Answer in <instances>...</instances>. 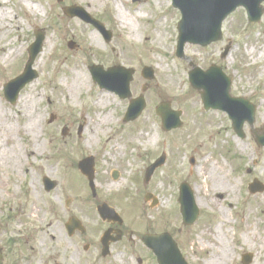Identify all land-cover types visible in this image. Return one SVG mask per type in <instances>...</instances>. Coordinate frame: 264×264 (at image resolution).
<instances>
[{"label":"rangeland","instance_id":"374dc122","mask_svg":"<svg viewBox=\"0 0 264 264\" xmlns=\"http://www.w3.org/2000/svg\"><path fill=\"white\" fill-rule=\"evenodd\" d=\"M29 1L38 5V12L30 9L28 13L24 0H0V16H11L0 31L3 37L0 41V220L7 215L11 202L18 206L17 201L28 211L24 215L37 212L35 218L31 217L36 227L45 230L48 238L55 236V226L49 227L47 220L53 217L52 212L60 217L63 214L62 205L71 190L66 182L70 183L71 179L74 187L84 188L79 163L99 153L96 164L102 171L101 186L107 194L124 191L129 199L139 200L143 193H151L168 207L165 213L159 207L153 217L145 211L140 217L139 207L135 206L136 212L130 213L132 206L127 205L123 213L131 231L140 235L148 223H152L148 229L155 231L157 213L171 214L163 226L179 228V187L188 183L195 189L203 210L201 225L192 233H185L181 240L183 253L190 256V261L198 264L203 258L206 263L213 260L218 264H233L232 257L252 253L253 264H264V196L253 197L248 203L251 205L242 206L245 183L253 177L264 178V148L257 147L247 127L246 138H237L222 114L201 116L200 98L188 82L190 65L207 69L204 59L219 49L220 44L208 50L187 45L186 58L178 59L177 25L181 15L172 8L171 0H140L138 5L132 0ZM76 5L86 8L111 31L113 39L109 44L93 27L63 12L65 7ZM119 7L123 8V14L119 13ZM224 29L226 38L232 30L242 32L235 40L237 49L223 65L229 72L232 67L237 71L236 96L244 97L251 89H258L254 102L258 107L257 126L261 128L264 126V18L259 25L248 26L245 12L239 11ZM39 31L45 35L46 53L42 55V51L34 63L38 79L20 95L22 99L33 96L31 111L26 112L22 101L15 105L6 101L2 87L22 73L29 59L28 48ZM13 48L17 55L5 64L2 58ZM251 48L255 52L250 56ZM93 65L134 69L133 97L140 96L142 87L148 85L147 109L139 121L122 123L129 103L120 101L114 94L105 95L93 83L88 70ZM145 66L155 71L154 81L146 82L141 77ZM102 99L108 104L101 106ZM163 101H171L175 109L183 112L182 129L168 134L162 131L155 108ZM51 115L60 120L47 128ZM82 126L83 133L79 136ZM65 128H71L72 134L63 139ZM162 154L167 156L166 165L144 185L147 168ZM253 160L258 162L257 167L253 168ZM246 169H252V177L245 173ZM114 170L121 172L116 182L110 179ZM44 177L60 184L51 195L44 191ZM37 215L42 225L37 222ZM52 219L55 224V218ZM17 220L24 219L19 214ZM205 229L208 231L203 237ZM220 229L222 236L218 233ZM43 236L35 233V249L40 257L45 253ZM201 248L204 253L198 251ZM116 250L121 251L120 264H137L138 257L144 259V264H156L140 244L128 242Z\"/></svg>","mask_w":264,"mask_h":264},{"label":"flooded vegetation","instance_id":"af4514ba","mask_svg":"<svg viewBox=\"0 0 264 264\" xmlns=\"http://www.w3.org/2000/svg\"><path fill=\"white\" fill-rule=\"evenodd\" d=\"M118 173L116 178L110 176L113 181H117L121 177V172L118 171ZM96 181L101 183V178L97 176ZM76 193H85V198L73 196V198L67 199L62 205L63 214L61 217L52 212L56 222L49 224V227L55 226V236L53 235L51 238H48L45 230L36 229L30 221L8 223L0 220V264H120L121 251L116 249L128 242H133L134 245L140 244L148 258L153 257L157 263V259L142 243L144 235L167 233L181 246V240L186 235L185 233H192L202 223L180 231L178 227L163 226L168 223L171 215L163 216L157 213V220L154 219L157 229L149 230L148 227L152 223H148L147 229L142 236H139L138 233L131 231L126 222L120 226L116 222H103L99 219L97 210L100 205L107 204L120 210L127 203L134 201H130L124 191H119L120 194L116 195H104L99 189L93 193L90 191ZM257 196H264V194ZM139 202L140 200H135L134 204ZM161 203L163 201L158 197L155 201L148 203L142 201L141 205L149 215L150 212L161 208ZM72 218H78L79 221L74 219V222H70ZM207 231L208 229L203 231V237H206ZM36 232L38 235H44L45 253L41 257L35 251L34 235ZM106 234H108V244L105 246L102 240ZM192 245L195 246L196 243H192ZM198 251L203 252V249ZM243 256L239 257V264H243ZM186 260L189 264H194L190 261V256ZM198 261H204V259L201 258ZM136 263L144 264L145 261L138 257Z\"/></svg>","mask_w":264,"mask_h":264},{"label":"water","instance_id":"95a60500","mask_svg":"<svg viewBox=\"0 0 264 264\" xmlns=\"http://www.w3.org/2000/svg\"><path fill=\"white\" fill-rule=\"evenodd\" d=\"M262 2H264V0H173L174 7L179 9L182 14V21L180 22L178 29L179 45L177 56L181 58L183 57L184 47L187 43L208 46L212 42L220 40L222 22L237 7H246L250 17L252 19L256 17V20L258 21L262 14ZM66 12L70 15L75 14L78 17H82L84 20L92 23L94 26L98 27L99 30L105 33L103 26L90 19V17H88L81 11L68 9L66 10ZM42 42L43 37L38 36L37 43L34 44L33 48L30 50L31 54L33 52L34 53L32 54V58L25 69V74L5 87L6 97L11 103H15L14 101L16 100L20 90L24 88L27 83L31 82L37 77V74L32 71V65L38 51L41 50ZM147 72L148 79H153L152 71L150 69H147ZM92 73L94 75L95 81L99 83L101 88L114 90L122 97H130L129 84L132 80V73L130 71L126 72L122 68H118L115 71L111 70L108 72H104L102 68H96L92 69ZM209 74L210 78H208L206 81V83L208 84H206L205 82L202 83L200 81V77H209ZM209 74L195 73L191 79L192 82H194V87L199 91L202 89V87L205 88V91L206 88L209 87L205 94H202V99L204 104L206 105V108H214L218 110L230 109L231 113L229 114L234 122V126H238L237 133L239 135H242V124L246 119H249V122L253 123V115L250 118L242 117L241 119L239 113L233 110V107L230 104L225 108V101H230L229 86H224V89L220 90V84L213 79L211 71L209 72ZM213 74L215 76L217 75V73ZM120 76H125V80L123 79V82L118 79ZM112 77H114L116 80H113ZM220 97H223V99H221ZM233 103L235 102L231 101V104ZM237 104L239 105V109H245L246 107V104L241 100H239ZM144 108L145 103L143 97L133 101L127 113L126 120L130 121L138 118L143 112ZM157 114L162 118L163 129L165 131L169 132L181 126L179 119L181 114L178 112H174L171 109L170 104H161L157 108ZM164 161L165 158L163 157L149 169L147 179L150 178L154 170L158 166H161ZM80 168L91 181L93 176L92 160L90 159L81 163ZM45 183L47 182L45 181ZM180 202L182 204V214L185 217V221L188 222L189 216L194 217L197 214V208L194 203L192 192L186 186H184L181 190ZM145 242L155 251L156 247L154 239H146ZM163 255L164 256L162 257L164 258L163 261H165V264H173V262H176V260H178L177 264H184L181 260L180 255H178L176 251L173 254V260L171 258V251H168V257L166 256L165 252Z\"/></svg>","mask_w":264,"mask_h":264},{"label":"bare ground","instance_id":"6f19581e","mask_svg":"<svg viewBox=\"0 0 264 264\" xmlns=\"http://www.w3.org/2000/svg\"><path fill=\"white\" fill-rule=\"evenodd\" d=\"M24 4L26 5L27 9H28V13L30 12L29 10H33V11H36L38 12V5H34L32 2H30L29 0H24ZM119 10V13L120 14H123V8H118ZM27 13V15H28ZM7 20H11V16H8V15H2L0 16V22H1V27H0V31L2 28H4L5 26V23ZM18 31H20V29L18 28ZM7 33V31H5ZM64 33H67V29L64 30ZM3 39V37L0 36V41ZM49 41L47 40L46 41V44H48ZM5 52V51H3ZM46 53V49L43 51V54L44 55ZM250 54L253 55L254 54V50H251L250 51ZM17 55V52H16V49L13 48V49H10L8 51V53L5 54V56L2 58V61L7 64L8 62H10L12 60V58H14L15 56ZM263 56V53L260 55V57ZM105 95H107L106 93H104ZM33 96L32 95H27L24 99L20 98L18 103H20L22 101V107L23 109L26 111V112H29L31 111V106H32V101H33ZM107 97V96H105ZM50 100V99H49ZM99 104L102 106L104 104H108V101L105 100V99H102ZM30 125V124H29ZM132 137V136H131ZM219 234L222 236V232L219 231ZM218 242V241H217ZM220 243V242H219ZM210 264H218L216 262H214L213 260L210 261Z\"/></svg>","mask_w":264,"mask_h":264}]
</instances>
